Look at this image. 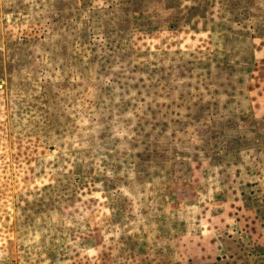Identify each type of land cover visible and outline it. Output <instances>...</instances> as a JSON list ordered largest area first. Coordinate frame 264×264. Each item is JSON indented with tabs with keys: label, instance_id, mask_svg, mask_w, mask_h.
<instances>
[{
	"label": "rangeland",
	"instance_id": "374dc122",
	"mask_svg": "<svg viewBox=\"0 0 264 264\" xmlns=\"http://www.w3.org/2000/svg\"><path fill=\"white\" fill-rule=\"evenodd\" d=\"M0 264H264V0H0Z\"/></svg>",
	"mask_w": 264,
	"mask_h": 264
}]
</instances>
